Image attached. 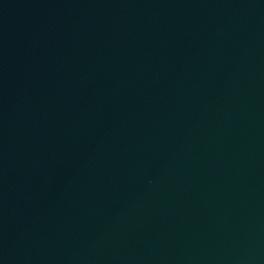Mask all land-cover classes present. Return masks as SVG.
<instances>
[{
    "label": "water",
    "instance_id": "1",
    "mask_svg": "<svg viewBox=\"0 0 264 264\" xmlns=\"http://www.w3.org/2000/svg\"><path fill=\"white\" fill-rule=\"evenodd\" d=\"M0 264H264V0H0Z\"/></svg>",
    "mask_w": 264,
    "mask_h": 264
}]
</instances>
